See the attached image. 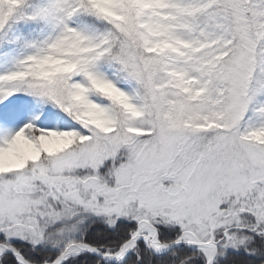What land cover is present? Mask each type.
Instances as JSON below:
<instances>
[{"label": "snow or ice", "instance_id": "6c2138e0", "mask_svg": "<svg viewBox=\"0 0 264 264\" xmlns=\"http://www.w3.org/2000/svg\"><path fill=\"white\" fill-rule=\"evenodd\" d=\"M0 264H264V0H0Z\"/></svg>", "mask_w": 264, "mask_h": 264}]
</instances>
